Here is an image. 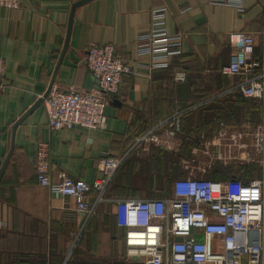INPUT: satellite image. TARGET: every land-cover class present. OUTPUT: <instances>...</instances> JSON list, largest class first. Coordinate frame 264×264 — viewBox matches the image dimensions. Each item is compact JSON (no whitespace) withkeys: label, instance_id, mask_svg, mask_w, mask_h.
Segmentation results:
<instances>
[{"label":"crops","instance_id":"obj_1","mask_svg":"<svg viewBox=\"0 0 264 264\" xmlns=\"http://www.w3.org/2000/svg\"><path fill=\"white\" fill-rule=\"evenodd\" d=\"M77 1L20 0L16 10L0 8V59L4 63L0 167L10 149L13 125L49 86L65 43L70 9ZM242 5L243 13L233 7L213 6L209 0H91L76 8L53 85L63 91L97 90L84 63L86 49L92 43L113 45L131 73L125 76L119 92L108 97L100 129L51 131L44 103L17 126L14 150L0 181V221L6 224L0 228V264L17 249L19 258L25 259L19 264H39L38 256L45 253V247L63 241L72 243L84 227L98 240L96 253L108 258L105 262L124 260L123 231L116 226L112 201L133 197L124 198L115 190L114 186L123 184L118 172L104 202L88 220L75 211L74 199L37 185L38 147L46 146L51 182L57 183L60 175H66L91 184L101 178L98 163L102 155L127 152L139 136L173 115L177 105L174 100L181 94L187 98L190 92L203 102L230 97L236 79L220 73L232 50L228 35H257L263 25L262 0H242ZM162 7L167 8V32L181 33L184 39L179 56L170 58L166 66L150 68V57L136 52V39L150 30L151 12ZM257 44L261 45V39ZM177 72L186 75V83L174 81ZM197 108L186 107L179 112H197ZM158 117L166 118L155 122ZM135 182L131 179L124 184L135 192ZM146 189L148 192V186ZM94 199L93 192L87 195L91 205ZM29 250L32 254L28 258Z\"/></svg>","mask_w":264,"mask_h":264},{"label":"built area","instance_id":"obj_2","mask_svg":"<svg viewBox=\"0 0 264 264\" xmlns=\"http://www.w3.org/2000/svg\"><path fill=\"white\" fill-rule=\"evenodd\" d=\"M209 3L244 12L242 0H209ZM19 7L20 0H0V8L16 10ZM166 14L165 7L153 10L150 30L136 39V52L150 57V68L166 66L170 58L181 54L184 35L167 32ZM258 39H261L260 46ZM228 42L232 50L228 63L220 69L221 75L235 78L232 91L245 99L259 101L261 106L260 124L248 134L252 138L250 148L235 129L232 134L220 129L210 138L201 136V145L191 148L188 162L182 165L186 176L173 181L167 197L112 201L116 226L123 231L125 251L124 260L113 264H264V9L262 29L257 35L231 33ZM258 47L260 52L256 53ZM84 63L97 82V90L69 88L63 91L53 85L44 100L51 131L75 127L100 129L108 97L119 92L125 76L131 73L130 66L110 44H90ZM3 72L4 63L0 59V91L4 87ZM185 80L182 72L174 75L177 83ZM181 114L175 113L143 133L122 155L104 153L98 163L101 178L91 184L74 181L66 175H60L57 183L51 182L46 146L40 145L35 161L36 183L50 193L74 199L75 211L89 220L97 205L104 202L114 175L131 153L144 155L149 148L162 146V143L166 145L163 148L168 149L167 144L174 141L181 145L177 137ZM225 140L232 141L233 156L240 150V159L244 160L245 155L255 153L257 175L223 180L206 177L221 173L213 165L221 163L225 157L221 149L229 145L220 143ZM191 163L194 167H190ZM91 192L95 195L93 205L87 201ZM5 226L0 221V228ZM176 238H181V242H176Z\"/></svg>","mask_w":264,"mask_h":264},{"label":"trees","instance_id":"obj_3","mask_svg":"<svg viewBox=\"0 0 264 264\" xmlns=\"http://www.w3.org/2000/svg\"><path fill=\"white\" fill-rule=\"evenodd\" d=\"M173 79H174V76H173ZM182 88H184V87H182ZM187 96H188L187 98H182V94H181V97L179 96V97H177L176 100H174V102H176L177 105L174 106L172 113L179 112L182 109H185L187 106H189L190 102L198 100L190 92L188 93ZM239 97H240V99H239ZM243 98L244 97L240 93L234 92V93H232V95L230 97H224L222 99L225 100L224 101V104L226 105L225 108L230 109V108H232V106H236V108H238V110H240L244 113L243 115H245V118H247L246 117L247 115H251L250 112H252L254 119L257 120L256 123L253 122L255 125L254 128H256L260 124V121H259L260 103L257 100L243 99ZM210 102H212V101H210ZM210 102H208V103H210ZM180 103H181V105H180ZM224 110L225 109H209V108L203 107V108H200V110L197 112H189L188 111V112H184L181 114V116H180L181 128H180V131L177 133V137L180 139L181 143H184L185 147H182L180 149V152H179L180 157H183V155L187 156L189 148L191 146H195L196 141H195V139H193L192 134H191L192 128L194 127L193 129H198V128L202 129L204 127L206 129L209 127V125H213V123L211 122L212 118L215 119V117L217 118V117L222 116L221 118L223 119L224 117H230V114H222L224 112ZM198 112L205 114V115H203L204 119L200 120L201 123H203V124L200 126L199 125L195 126V124L192 123L187 127L190 132L189 133L183 132V130H184L183 122L185 120L190 119L194 114H196ZM240 115H241L240 112H236L235 114H232V116H231L232 122L237 123L240 120ZM243 115H242V117H243ZM162 118H164V117H161L159 119L155 118V122L157 120L162 119ZM192 125H194V126H192ZM137 137L138 136H136L135 138H137ZM180 157H176V156L172 155L171 152H164L163 149H161V148L160 149L159 148H151L149 150V152L145 155H137L135 153H132L129 157L126 158V160L121 165L120 169L117 171L118 175H119V179L123 181V184H118V185L114 186V188L117 192L120 193L121 196H124V198L136 197V194L138 191L136 190L134 193H131L129 188H128L129 185L125 186L124 183L127 184V182H130L131 179L133 180V179H136L138 176H141V177H143V180L145 181L144 182L145 185L148 186V194L150 195V197H146V198H164V197H167L170 194V187H171L173 181L181 176V175L180 176L178 175V177H176V173H177V169H178L177 164L179 163L178 161H180ZM239 171H242L243 173H241V172L240 173L244 174V175H239V176L249 177V175H247L249 173V167L242 168ZM237 175H238L237 173L232 174V175H224V173H214V174H209L206 177L209 179H213V180H223V179L232 178L233 176L239 177ZM181 178H183V177H181ZM2 179H3V176H2ZM164 181H165V185L163 184ZM93 238H95V237H93ZM82 239L78 240V243ZM81 242H80V244H81ZM69 243H70L69 241H63L62 244L58 242L54 245L51 244L49 246V248L45 247V253L42 256H41V254H39V256H38L39 257V264H61L62 260H64L63 258L65 255V252L69 247ZM56 249H60V251L56 250ZM31 252H32L31 250H29L27 252L28 258L31 256V254H32ZM19 254L20 253H18V249H17L16 252H14L13 254H10L11 256L8 255V257L3 259V261L1 263L5 264L6 262H8L7 264H19V262H23L21 260H25V259H20ZM61 256H62V259H61ZM41 258H42V260H41ZM98 264H110V263L101 262Z\"/></svg>","mask_w":264,"mask_h":264},{"label":"rangeland","instance_id":"obj_4","mask_svg":"<svg viewBox=\"0 0 264 264\" xmlns=\"http://www.w3.org/2000/svg\"><path fill=\"white\" fill-rule=\"evenodd\" d=\"M183 84H184V82H183ZM239 99H240V97H239ZM243 99H245V98H243ZM224 101L225 100H223V99H217V100H214L212 102H210V101L203 102V100H196V101L190 102L189 106H187V107H199L197 109H200L203 107L209 108V109H225L222 114H230V117H224L223 119L221 118L222 116L217 117V118L215 117V119L212 118L211 122L213 123V125H209V127L206 129L204 127L202 129H200V128L193 129L194 128L193 127L191 130V134H192L193 139H195L196 143H201V142H199V141H201L200 140L201 136H203L204 139L210 138L215 133H217L220 129H225V130L229 131V134H232V130L235 129L242 134V140L243 141L245 140L246 141L245 144L248 143V147L250 148L252 138L248 134H250V131L254 128V126H255L254 123H256L257 120L254 119L252 112H250L252 116L247 115L246 116L247 118H245V115H243L244 113L242 111L238 110V108H236V106H232V108H230V109L225 108L226 105L224 104ZM208 102H210V103H208ZM236 112H240V114H241L240 120L237 123H233L231 116H232V114H235ZM260 112H261V106H260ZM203 115H205V114L198 112V113L194 114L190 119L185 120L183 122V125H184L183 132L189 133L190 131L187 127L192 123L195 124V126L196 125H199V126L202 125L203 123H201L200 120L204 119ZM242 115H243V117H242ZM260 119H261V117L259 115V121H260ZM166 120H164V121H166ZM180 124H181V119H180ZM192 126H194V125H192ZM161 131H162V129H161ZM161 131L156 132V133H160ZM251 132H253V131H251ZM220 143H225V144L229 145V147L227 146L228 148H222L221 149V152L225 155V157L222 160V162L219 163L218 166L216 167L217 170H220L221 173H224V175H232V174L237 173L238 174L237 176H239V175H244V174H241L243 172L239 171V170H241L242 168H245V167H249V173L247 175H249V176L257 175L258 165H257L256 155L254 152H252V154L250 153L249 155H245V159L243 160V159H240V158H242V157H240L241 156L240 150L235 151L234 156L232 155V153H231L232 152V141L227 142L225 140V141H221ZM162 144H163L162 146H153V147L154 148H161V149H163V151H166V152H172L173 150H177V149L181 148L179 146L180 143L177 141L176 142L174 141V143L167 144V146L169 147L168 149H164L163 147H165L166 145L164 143H162ZM228 149H230V153L228 152ZM248 150L249 149H247V151ZM229 155L231 157H229ZM185 160L186 159H180V161H178L179 163L177 164L178 169H177L176 177H178V175L179 176L181 175L178 178L186 176L185 173L182 171L183 163L186 164L185 162H188L187 160L186 161ZM191 166H193L192 163L190 164V167ZM144 182L145 181L143 180V177L138 176L136 178V182H135V184L133 183L134 184L133 187H135L138 192L136 194V197H133V198H146L148 192L146 189L147 186L145 185ZM163 184L165 185V181ZM130 189H131V186H130ZM131 193H134V191H131ZM104 214L107 215L108 211L104 210ZM80 233H79L80 235H77L76 240H73V242L69 244V247L66 250V252L64 251L65 252V255L63 258L64 260H62L61 264H98V263L107 261L108 258L100 257L96 253V252H98L97 249L99 248V242L97 239L92 237L90 230H86V228L84 227ZM80 239H82L81 240L82 242L79 241V243H78V240H80ZM80 242H81V244H80ZM56 250L60 251V249H56ZM123 256L125 257V251H124ZM61 259H62V256H61Z\"/></svg>","mask_w":264,"mask_h":264},{"label":"water","instance_id":"obj_5","mask_svg":"<svg viewBox=\"0 0 264 264\" xmlns=\"http://www.w3.org/2000/svg\"><path fill=\"white\" fill-rule=\"evenodd\" d=\"M91 0H80V1H77L75 2L74 4H72L71 6V9H70V14H69V20H68V27H67V32H66V38H65V43H64V46H63V49H62V52L60 54V57L58 59V62H57V65H56V69L54 71V74L52 76V79L49 83V86L46 90V92L44 93V95L22 116L20 117V119L13 125L12 127V137H11V144H10V149L0 167V181L2 179V176L4 174V171L7 167V164L12 156V153H13V150H14V133H15V130L17 128V126L34 110L36 109L37 107H39L42 103H44V100L47 98L49 92H50V89L52 88L53 84H54V80H55V77H56V73H57V70L59 68V65L61 63V60L63 58V55L67 49V46H68V41H69V36H70V30H71V26H72V20H73V15H74V12L76 10L77 7L81 6L82 4L84 3H87ZM97 83V82H96ZM176 242H181V238H176L175 239ZM133 260L135 261L136 259L133 258Z\"/></svg>","mask_w":264,"mask_h":264},{"label":"flooded vegetation","instance_id":"obj_6","mask_svg":"<svg viewBox=\"0 0 264 264\" xmlns=\"http://www.w3.org/2000/svg\"><path fill=\"white\" fill-rule=\"evenodd\" d=\"M195 145H201V143H195ZM180 147L182 148V147H185V145H184V143H181V145H180ZM193 146H191L190 148H189V151H188V155L187 156H185V155H183V157H180V154H179V152H180V149L177 151V152H175V151H172L171 153H172V155H174V156H176V157H180V159L182 158V159H186V160H189V158H190V151H191V148H192ZM151 148H153V147H151ZM151 148H149V150L151 149ZM160 149V148H159ZM164 152H166V151H164ZM145 155V154H144ZM178 155V156H177ZM218 164L219 163H215V165H213V168H216L217 166H218Z\"/></svg>","mask_w":264,"mask_h":264}]
</instances>
